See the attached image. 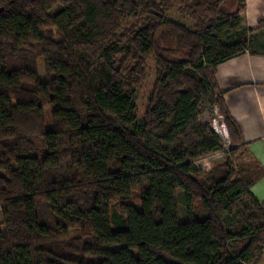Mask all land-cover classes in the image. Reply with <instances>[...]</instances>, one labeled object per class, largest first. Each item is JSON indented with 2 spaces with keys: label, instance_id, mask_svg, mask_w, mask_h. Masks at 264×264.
Masks as SVG:
<instances>
[{
  "label": "trees",
  "instance_id": "1",
  "mask_svg": "<svg viewBox=\"0 0 264 264\" xmlns=\"http://www.w3.org/2000/svg\"><path fill=\"white\" fill-rule=\"evenodd\" d=\"M173 3L0 0V264H244L259 253L264 202L238 176L241 132L215 80L249 45L245 4L193 0L179 6L188 27L167 18ZM215 107L227 144L201 120ZM217 152L205 185L196 161ZM243 198L254 213L231 250L222 216Z\"/></svg>",
  "mask_w": 264,
  "mask_h": 264
},
{
  "label": "crops",
  "instance_id": "2",
  "mask_svg": "<svg viewBox=\"0 0 264 264\" xmlns=\"http://www.w3.org/2000/svg\"><path fill=\"white\" fill-rule=\"evenodd\" d=\"M242 1V26L253 30L252 37L264 36V0ZM215 80L241 132L243 147L235 160L238 176L264 202V46L249 44L243 53L219 63Z\"/></svg>",
  "mask_w": 264,
  "mask_h": 264
},
{
  "label": "rangeland",
  "instance_id": "3",
  "mask_svg": "<svg viewBox=\"0 0 264 264\" xmlns=\"http://www.w3.org/2000/svg\"><path fill=\"white\" fill-rule=\"evenodd\" d=\"M193 0H174V3L171 7L166 9V16L169 20L175 21L177 23L186 25L188 27H192L193 21L185 14L180 11L179 6H183L185 4H191ZM131 23L132 21L129 20ZM252 35V34H251ZM261 35V34H260ZM264 36H259L256 38V35L249 38L250 46H264ZM259 42V43H258ZM178 56L182 57L181 54ZM146 76L141 81V84L136 88L135 91V104H136V116L137 120L140 121L143 117V113L145 112L147 106V99L152 91L153 83L156 79V64L154 60V56L151 55L146 62ZM38 71L41 79L45 77V69L42 60L38 61ZM209 98L212 99L213 95L209 94ZM48 113V109H47ZM219 109L215 107L213 114L214 116H210L208 112H204L201 116L202 121L209 122L212 128L215 130V127L219 125L221 122L218 121L219 117ZM218 116V117H217ZM224 142L227 144L228 138L223 137ZM227 146V145H226ZM239 153V152H238ZM238 158V154L235 160ZM225 160V156L222 153H215L213 155H209L203 160H197L196 164L199 168L203 170V173L197 175L198 179L204 183L205 185H209V177L213 176V171L215 170L214 166L218 162H222ZM234 160V161H235ZM215 177V176H214ZM176 198V211L181 220H187L189 218L187 203L185 200L184 193L181 190H177L175 193ZM246 198H243L233 209L231 214H224L222 216L225 228L230 232V234L235 237L230 241V248H242L245 245L246 240L237 236V228L241 225V221H243L248 214L254 213L252 206L249 204V201H246ZM114 208V207H113ZM115 210H117L115 208ZM118 211V210H117ZM0 220H1V208H0ZM253 224H260V220H253ZM2 228V226H0ZM76 232V230H74ZM75 234V233H72ZM95 260V258H90ZM244 264H264V244L261 245V249L259 253L255 257H253L250 261L245 262Z\"/></svg>",
  "mask_w": 264,
  "mask_h": 264
},
{
  "label": "built area",
  "instance_id": "4",
  "mask_svg": "<svg viewBox=\"0 0 264 264\" xmlns=\"http://www.w3.org/2000/svg\"><path fill=\"white\" fill-rule=\"evenodd\" d=\"M215 130L222 136V137H226L228 138V133H227V130H226V127L220 123L219 125H217L215 127Z\"/></svg>",
  "mask_w": 264,
  "mask_h": 264
}]
</instances>
